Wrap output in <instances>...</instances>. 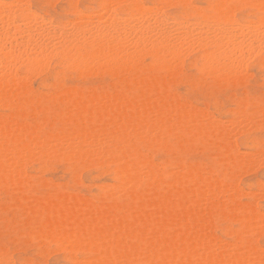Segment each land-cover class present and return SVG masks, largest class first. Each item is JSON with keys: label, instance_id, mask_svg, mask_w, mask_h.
I'll list each match as a JSON object with an SVG mask.
<instances>
[{"label": "bare ground", "instance_id": "bare-ground-1", "mask_svg": "<svg viewBox=\"0 0 264 264\" xmlns=\"http://www.w3.org/2000/svg\"><path fill=\"white\" fill-rule=\"evenodd\" d=\"M12 1L18 2L19 0ZM113 1L114 4H119L126 0H102L101 7L105 11H110V13L107 12L108 16L105 13L106 18H104V13L102 11L99 13L97 9L95 15L93 13L92 16L88 15V12L86 15L82 12V16L80 13V17L76 20L73 19L74 21L69 20L67 22L65 20V23L55 25L54 27H59L60 32L51 34L54 38L51 49L40 54L38 51L32 50V45H30L26 35V29L29 26L33 31H38V22L35 17H38L39 14L34 18L31 16L32 19H29L32 12L30 14L24 13L25 9H20L21 19L18 21L15 9L10 10L12 15L9 16L5 14L3 8V5H14L13 2L0 0V106L12 111L7 118L0 120V180L6 182V180L16 178V181H19L20 178L15 176L18 175L19 168L20 171L24 168L20 167L23 163L20 161L36 153L41 155L59 154L63 157V161L66 160L73 165L78 164L83 167L98 165L110 171L113 183H106L105 186L103 184V188L110 192H122L128 197L129 201L126 204L118 205L111 202L96 205L92 201L83 199V197H72V195L69 196L65 193H62V196L47 200L45 208L48 216L44 220L45 236L55 242L62 243V245L67 244V247L71 245L72 248L69 247V249L71 248L83 255V258L80 259L73 255L70 256L68 258L69 264H116L117 261L131 262L133 258L151 264H248L249 261L252 264H262L264 248L251 237H238L235 242L221 243L218 241V239L220 240L219 237L217 239V236L214 237L208 233V217L212 215L213 211H221V215H224L225 210L232 209L235 213L233 216L228 214L227 217L230 215V218L239 221L241 230L248 234L258 233L264 223V214L253 207L254 202L252 206L239 201L240 186L238 188L236 180L235 183L228 181L226 183L214 176L212 172L207 174L197 172L195 166L187 164L177 166V169L175 167L176 170L173 168L174 170L167 171L166 169L169 180L165 181L160 165L142 150L143 146L158 143L170 134H174V137H180L188 132L193 135L201 132H212L222 141L227 140L234 132L231 133L232 129L237 126H231L234 125L237 118L242 116V121L246 120V126H249L255 124L254 119L259 116L253 118L252 115L241 114L236 119H232L235 121H230V118L228 120L230 123H227L228 121L224 123L223 120L220 122L210 113H206L208 111L202 113L205 109L200 108V112L198 111L199 106L196 109L197 107L190 106V103L184 105L187 102H179L177 98H173L174 95L171 96L166 91L164 75L156 74L151 69L152 71L148 76H138V78L131 79L139 92L138 97L133 98V100L128 98L122 90L113 93L106 91L96 93L93 92L94 89L92 91H78L67 88V92L71 96L68 101L71 114L70 116L67 114V119L71 126L60 132H45L41 135L31 127L26 128L24 124L14 118L17 109L24 103L23 94L26 84L24 77L27 76L26 74L23 77L22 73L20 74L15 67L16 62L22 60L25 71L36 74L39 67L42 68L40 64L43 63V59H46L45 57L51 53L73 68L78 67L79 70L89 68L88 72L98 68H132L134 65H138V59L140 61V58L146 55L152 58V66L150 65L152 68L156 67L166 72L173 61H180L178 58L181 59L184 55L182 48L195 46L202 53L200 56L202 69L209 74L213 76L231 74L232 76L233 73L243 72L246 63H243L239 71L229 70L228 61L231 57L227 46L209 51L198 40L184 42L183 38L173 46L170 43L171 36L168 31L163 28L149 30L148 24L145 23L148 18H150L152 25L161 23L157 20L154 10L150 14L149 11H152L150 6L149 8L143 5L145 10L149 12L147 14L143 10L145 12L143 13L140 0H129L134 13L128 12L127 16L122 17L111 10V6L114 5L112 4ZM160 1L165 5H171L170 2L177 5L184 4L185 0ZM243 3H248V1L245 2L244 0ZM24 4L27 6V2ZM200 10L197 7L193 8L192 16L200 15ZM159 11L162 12L160 9ZM215 11L219 19L227 21L233 18L232 11L225 12L222 9ZM129 20L135 26L128 24L125 27L126 21ZM174 20L171 21V24H174L172 23ZM185 21L186 19L180 22ZM165 23H170V20L168 19ZM101 24L106 25L110 31H100L98 26ZM9 26L11 32L6 33L5 28ZM43 35L46 37L48 33L45 32ZM6 38L10 41V47H16L19 44V51L15 54H9L8 49L4 47ZM24 49L29 51L21 55L20 52ZM181 49L182 56L180 55ZM188 49L192 51V48ZM82 51L84 54H81ZM259 51L257 47L256 51L252 52L254 55L252 53L250 55L260 59ZM245 58L247 59L248 56ZM172 67L176 68L174 65H171ZM126 70L128 69L126 68ZM175 70L177 71V68ZM78 73L79 71H77ZM85 75L87 74L85 73ZM31 76L33 77V75ZM27 82H29V78ZM240 123L242 125V122ZM229 124L232 129H230ZM241 125L240 129H243ZM34 126L36 125L34 124ZM257 126L264 128V119H261ZM257 126L255 124V127ZM240 129L235 131H241ZM247 134V136L250 135L249 131ZM224 148H226L225 145ZM256 151H253L252 155ZM224 152L227 154V163L231 164L232 167H242V169L245 164L249 168V159L252 163V159H255L252 157L257 155L249 154L248 156L247 153V157L245 153L241 155L237 149L230 148ZM262 154L259 152V155ZM250 156L252 157L250 158ZM248 161L249 163H247ZM27 163L26 160L25 166ZM22 172L19 174L21 175ZM19 182L16 184H21V181ZM144 182L146 186L162 188L163 191L153 193V196L146 195L143 192V189L146 188H142ZM10 185L12 184L10 183ZM99 189L101 188L99 187ZM247 193L248 196L249 193ZM85 198L87 197L85 196ZM261 230L263 231V229ZM6 255L0 253V262L13 264Z\"/></svg>", "mask_w": 264, "mask_h": 264}, {"label": "rangeland", "instance_id": "rangeland-1", "mask_svg": "<svg viewBox=\"0 0 264 264\" xmlns=\"http://www.w3.org/2000/svg\"><path fill=\"white\" fill-rule=\"evenodd\" d=\"M1 1L4 2V0ZM5 1L9 2V0ZM23 1L24 0H19L17 2L10 0V2H13L14 5L26 6L24 2H27V6H31L30 13L32 12L29 15V19H32L31 16L34 18L35 16H38V14L40 15L41 10L45 5L54 6L59 4L69 6L65 10V15L69 18L64 19L62 22H59V24L65 23L66 21L68 22L69 20L71 21L73 19L76 20L77 18L82 16V12L83 14H86V12H88V15L91 16L92 13L94 14L95 10L97 9L98 12L102 11V13H104L103 15H105L106 13V15L108 16V13H110V11H105L101 7L100 3L102 0ZM126 1H123L119 4H114V1L113 3L110 2L114 4L113 6H111V10H113V12L118 15V13L120 12L119 6L132 5L130 3L131 0ZM210 1L211 3H209ZM212 1L216 4H220V0H185L183 5H195L197 6L198 10L201 9L199 11L201 14L203 13L204 9L199 6L214 4ZM243 1L244 0H221V4L222 2L223 4L239 2L243 3ZM247 1L248 3H251V1L252 3L253 1L254 3H259V0H245V2ZM140 2L143 7L142 11L145 10V6L143 5L149 7L152 5L162 4L160 0H140ZM170 4L175 5L173 2H170ZM22 9H25L24 13L28 12L26 8ZM101 9H103L105 12ZM146 9L148 10V8ZM160 10L162 12L165 11L163 8ZM76 11L81 12L78 13ZM229 11H232V13H230L233 14L234 17L237 9H231L227 12ZM128 12L134 13L133 7L128 8L123 15L119 16H127ZM145 12H147V14L150 12L151 14L153 12V9L149 12L145 10ZM145 12L143 11V13ZM33 13H35V15H33ZM106 15L104 18H106ZM95 17L98 18L99 14L98 17ZM35 18L37 21V17ZM52 19L53 18L49 16V20L51 21ZM168 19L170 20V24L171 21L177 19L176 22L175 20L174 22H172L174 24H177L178 21L180 22L181 20L186 19V17L177 11H169ZM188 48H192V51H190V49ZM182 49H184V51L187 53L183 51V55ZM182 49L180 55L182 54L183 56L181 55V59L178 58V60L180 61H173L170 64V68L167 69V73L162 69L156 67L152 68V58L146 55H143V58L141 57L140 61L138 59V65H134L132 68H98L99 70L91 69L89 72V68L79 70L78 67H71L70 64H67L58 56H53V53L48 54V58L45 57L46 59H43L44 61L42 60L43 63H41L43 65H40L43 69L39 67L41 73L38 69L36 74L35 72L27 73L25 71L24 62H22V60L21 62L18 61L19 63L16 62L15 67L20 72V74L22 73L23 77L26 74L27 76L26 78L24 77L26 82L24 87L25 93L23 94L24 103H22L21 107L17 109L14 118H16L18 122L24 124L26 128L31 127L41 135L45 132H60L66 129L67 127L71 126L70 121L67 119L68 115L70 116L71 114L68 105V101L71 96L67 92V88L75 89L78 91H92L94 89L93 92L96 93H103L104 91L108 93H113L122 90L125 95L128 96V98L133 100V98L135 99L138 97L139 92L136 84L133 83L134 81L131 82V79H134V77L138 78V76H148L151 73L150 71H152L151 69H153L156 74L164 75V85L166 91L171 96L174 95L172 96L173 98H177V101L179 100V102H187L186 104L182 102L184 105H189L190 103V106H193L195 108L197 107L196 109H198L199 106L198 111L200 112V108L205 109L204 111H202V113L208 111L206 113H210L211 116H214L218 121L220 120V122L223 120L222 122L225 123L230 118L231 121L232 119H236L237 116H241V114H246L247 116L252 115L254 116L253 118H256L258 116L260 117L261 111L264 109V107H262V100H264V71H262V69H264V58H262L260 55L259 56L261 60L259 59V57L254 58L252 56L254 54L252 53V55H249L247 59L245 58L246 60L244 64H246L244 66L243 72L233 73V75L235 74L234 76L232 75L233 77L231 76V74L213 76L202 69V63H200L202 62L200 57L202 53L201 51H199V49H197L195 46L185 47ZM250 56L251 58H249ZM179 64H181L180 67ZM171 65L176 66L177 71L175 70V67L171 68ZM126 68L128 70H126ZM192 69H195V72L191 71ZM169 70H171L172 72ZM77 71H79L78 74ZM85 73L87 75H85ZM29 75H33V77H30ZM223 76L224 78H222ZM28 78L29 82H27ZM232 80L233 82H231ZM63 88H65L66 91H64L65 89L62 91ZM63 96H65L66 98ZM59 101L62 103H60ZM11 113L12 111L10 109L4 106H0V120L7 118ZM259 117L254 119V123L256 124V126L262 119L261 117ZM63 118H65L66 120ZM241 118H237L235 122L236 124L234 123V125H231H237L238 127L236 126V128L232 129L229 124V126L231 127L230 129H232L231 133L233 131L234 132L232 134L233 136L231 135L233 138L230 136L229 138H227V140L222 141L218 138V136H215V134H213L212 132H201L199 134L194 135L191 132H188L180 137L176 135V137H174V134H170L166 136V139L163 138L164 140L161 139V141H159L158 143L143 146L142 150L149 158H151L154 162L156 161L160 165L165 181L169 180L168 173H166L168 170H174L175 167L177 169V166L180 165L188 164L193 167L195 166L194 168L197 172L200 171L206 174L208 172H212L214 176L218 177L226 183L227 181L231 183L236 180V185L238 186V188L240 186V188L242 189L241 190L239 188L241 194L239 197V201L241 203H244L245 205L247 203L252 206L254 202L253 207L260 211L262 207V201H264V159H261L264 158V128L260 126L255 127V124H250L249 126H246V120L243 119L244 121H242ZM238 119L241 120H239V123H237ZM257 120L259 121L257 122ZM230 121H228L227 123H230ZM240 122H242V125ZM34 124L38 127L34 126ZM238 124H240L242 126L241 128L243 129H240V125ZM236 129H240L242 132L235 131ZM247 130L250 133L249 136H247ZM229 142L232 143V146L228 145L230 144ZM224 145L226 148H224ZM220 146L222 147L220 148ZM227 146L228 148L233 150L237 149L238 152L240 151L239 153H241V155H243L242 153H245L247 156L248 153L249 156V154L252 155V153H254L253 151L256 150H260V154H263L259 155V152L257 154L256 151L253 155L257 154L259 157L257 155L255 157H252L253 155L250 156V158L252 157L255 159H252V163L251 159H249L250 163L249 161L247 162L249 163V168L248 166H245L246 164L243 165V169L242 167L236 168L234 166L232 167V165L227 163L226 161L227 154L224 151L228 149ZM36 154H33L31 155L32 157L29 156L27 158H24L25 160L23 159L20 161H23L20 166L21 168L24 167L22 168L23 172L20 171L19 168L18 175H16L15 177L20 178V180H17L21 181V184L18 185V183L20 182L16 181V178L13 179L15 183L13 180H6V182H2L3 180H0V253L4 255L7 254L6 256H8L9 260L13 264H22V262L23 264H69L68 258L70 256L73 255L80 259L83 258V255L80 252L71 249V245H69V247H71L69 249V247H67V244V246L65 244L62 245V243L55 242L54 240L49 239L45 236L44 220L48 216V212L45 208L47 206V200L54 199L57 196H62V193H65L69 196L72 195V197H83V199H87L90 202L92 201V203L96 205H99V203L101 205L104 203L107 204L111 202H115L118 205H122L126 204L129 200L128 197L120 191H117V193L110 192L109 190L103 188L105 185H107L106 183H113L110 171L106 170L104 167L98 165H90L87 167H83L78 164L73 165L72 163H68L65 159V161H63V157L59 154ZM26 160L28 163L25 166L24 163H26ZM253 161H257L255 162L256 164ZM207 167L209 168V170ZM20 172H22L21 175L19 174ZM16 182L18 183L16 184ZM10 183L12 185H10ZM97 185L101 189H99ZM142 188H146L143 189L144 194L151 196L163 191L162 188L146 186L145 182L142 183ZM241 191H245V195L242 194L243 192L241 193ZM247 191H249V194L247 193ZM250 192L252 193V195ZM105 193H108L109 195L107 194V196ZM246 193L248 194V196L246 195ZM259 193L261 194L258 195ZM256 195L257 198H255ZM85 196L87 198H85ZM221 213V211H213L212 215L208 217V233H210L212 236L214 235V237L217 236V239L219 237L220 240L218 239V241H221V243L226 241L227 243L230 241L235 242L238 237H251L253 240L258 242L261 247L264 248V223L262 224L263 227L261 225V228L258 232L259 234L257 232L248 234L241 230V224L239 221L230 218V215L233 216V213H235L232 209L225 210L223 212L224 215H221ZM228 214H230L229 217H227ZM209 223L213 225L210 226ZM236 225H239V227H236ZM261 229H263V231ZM140 261L145 262V264H151L150 262H146L138 258H133V260H131V262Z\"/></svg>", "mask_w": 264, "mask_h": 264}, {"label": "snow or ice", "instance_id": "snow-or-ice-1", "mask_svg": "<svg viewBox=\"0 0 264 264\" xmlns=\"http://www.w3.org/2000/svg\"><path fill=\"white\" fill-rule=\"evenodd\" d=\"M30 14L31 6L23 5H3L6 15H12L11 9L16 10V16L18 21L21 19L20 9L26 8ZM69 6L67 5H54L43 6L40 15L37 17V29L33 31L31 26L26 29V35L28 36L29 43L32 45L33 51H38L43 54L51 49L53 44V32H60L58 25L59 22L66 18L65 10ZM118 15H123L131 6L122 5ZM156 15L157 20L161 23L159 25H152L150 18L145 23L148 24L149 30H159L163 28L170 33V43L175 46L177 41L182 38L184 42L188 40H198L201 44L206 46V49L211 51L217 48H223L227 46L230 50V60L228 61L229 70L239 71L242 68L245 57L249 56L252 52H255L257 47L259 48V54L264 58V0H259V3H228V4H209L201 5L204 11L198 16H192L193 8L195 5H152L150 6ZM164 9V12H160L159 9ZM224 10L227 12L231 9H237L233 18L225 21L217 18V12L215 10ZM177 11L186 17L185 22L177 24L165 23L168 20V12ZM49 16L53 19L49 21ZM128 24H133L131 20L126 21L125 27ZM133 26H135L133 24ZM100 31L109 32L110 29L101 24L98 26ZM6 33L11 32V27L5 28ZM47 32L48 36H44L43 33ZM63 35V33H61ZM10 41L6 38L4 47L8 49L9 54H15L19 51V44L16 47H10ZM28 49L20 52L23 55L28 52ZM81 54H84L83 51ZM191 71L195 72V69ZM264 71V69H262ZM262 107H264V100H262ZM251 110V109H249ZM261 118L264 119V112L261 113ZM261 213H264V201H262ZM239 227V225H236ZM3 264V262H0ZM116 264H130V262L117 261ZM131 264H145V262H131ZM248 264H252L251 261ZM264 264V261H262Z\"/></svg>", "mask_w": 264, "mask_h": 264}]
</instances>
